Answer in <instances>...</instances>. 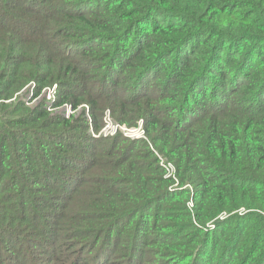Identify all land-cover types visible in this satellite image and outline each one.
Here are the masks:
<instances>
[{
	"label": "trees",
	"instance_id": "obj_1",
	"mask_svg": "<svg viewBox=\"0 0 264 264\" xmlns=\"http://www.w3.org/2000/svg\"><path fill=\"white\" fill-rule=\"evenodd\" d=\"M14 96L0 264H264V0H0Z\"/></svg>",
	"mask_w": 264,
	"mask_h": 264
},
{
	"label": "built area",
	"instance_id": "obj_2",
	"mask_svg": "<svg viewBox=\"0 0 264 264\" xmlns=\"http://www.w3.org/2000/svg\"><path fill=\"white\" fill-rule=\"evenodd\" d=\"M30 86H31L30 90L32 91L33 85H30ZM44 92H48L47 101H48V103L51 102L53 97H54V94H55V86H52L51 88L44 89L43 93ZM66 107H67V109L69 108L68 106H66ZM49 110H51V108H49ZM140 122L141 123L139 124V127L135 128V129H126V128H124V126H119V125L113 123L111 121V119L109 118L108 114H106L105 126L100 131L99 136L102 135L104 137H108V136H113L117 132H121L123 134V136H125L127 138L144 139L145 135H144V131L142 129V121H140ZM160 162H161L160 165L166 169L167 177H172L175 179V177H174L175 172H174L173 165L171 163L165 162L163 159H160Z\"/></svg>",
	"mask_w": 264,
	"mask_h": 264
},
{
	"label": "rangeland",
	"instance_id": "obj_3",
	"mask_svg": "<svg viewBox=\"0 0 264 264\" xmlns=\"http://www.w3.org/2000/svg\"><path fill=\"white\" fill-rule=\"evenodd\" d=\"M30 87L31 86H27L26 87V89L24 88V91L25 92H27L28 94L30 93H32V91L30 90ZM46 89V88H45ZM44 91V90H43ZM48 92H42V94L39 96V97H36V98H31V99H28V97H25L24 99H25V103L29 106V107H34V106H36V105H38L40 102H42V101H44L45 103H48V101H47V98H48ZM16 98V96H14V98H12L11 100H8V101H5V100H0V104L1 103H10V102H12L14 99ZM50 112L51 113H58V112H61V113H63L66 117H70L71 115H72V113H73V111L71 110V108L69 109H67V107L65 106V107H63V108H61V109H54L53 107H51V110H50ZM141 122L140 121H138V124H137V127H139V124H140ZM119 126H121V125H119ZM137 127H135V128H137ZM124 128H126V129H135L134 127H131V128H127V127H125L124 126ZM192 207H193V203L190 201V202H187V208L188 209H192ZM223 218V216L222 217H220V219H222ZM210 226H212V225H210Z\"/></svg>",
	"mask_w": 264,
	"mask_h": 264
},
{
	"label": "bare ground",
	"instance_id": "obj_4",
	"mask_svg": "<svg viewBox=\"0 0 264 264\" xmlns=\"http://www.w3.org/2000/svg\"><path fill=\"white\" fill-rule=\"evenodd\" d=\"M87 116V115H86ZM105 123V122H104Z\"/></svg>",
	"mask_w": 264,
	"mask_h": 264
}]
</instances>
